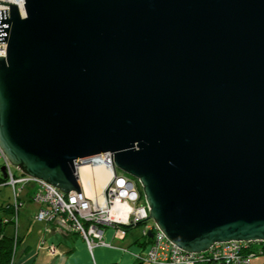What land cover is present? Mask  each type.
I'll return each instance as SVG.
<instances>
[{
  "label": "water",
  "instance_id": "95a60500",
  "mask_svg": "<svg viewBox=\"0 0 264 264\" xmlns=\"http://www.w3.org/2000/svg\"><path fill=\"white\" fill-rule=\"evenodd\" d=\"M6 4V3H4ZM0 10V146L65 193L112 152L178 247L264 242V0Z\"/></svg>",
  "mask_w": 264,
  "mask_h": 264
},
{
  "label": "built area",
  "instance_id": "2783aa9c",
  "mask_svg": "<svg viewBox=\"0 0 264 264\" xmlns=\"http://www.w3.org/2000/svg\"><path fill=\"white\" fill-rule=\"evenodd\" d=\"M9 4L18 5L22 16H25V0H0V10L8 9V18ZM7 47L8 42L0 43V56H6ZM76 168L81 191L65 193L45 180L25 174L20 167L11 163L0 146V187L8 185L12 188L11 206L14 208L16 231L20 210L26 200H31L37 205L34 221L46 223L55 232L80 236L91 253L99 247H116L112 240L106 238V228L113 229V238L124 239L128 234L127 226L143 225L142 240L146 241L149 236L151 241L139 252H132L135 259L143 264H252L256 253L249 249L252 243L260 241L216 243L200 253L186 251L174 244L150 218L139 180L116 167L112 152L79 159ZM93 169H101L106 176L102 178L104 186L101 191L100 180L91 177ZM49 231L48 227L38 243L37 251L59 256L58 244L45 237ZM120 250L131 252L127 248Z\"/></svg>",
  "mask_w": 264,
  "mask_h": 264
},
{
  "label": "crops",
  "instance_id": "0c3cea01",
  "mask_svg": "<svg viewBox=\"0 0 264 264\" xmlns=\"http://www.w3.org/2000/svg\"><path fill=\"white\" fill-rule=\"evenodd\" d=\"M26 202L30 204H34V209H32L30 215L31 218L33 217L35 211L37 210V205L33 203L31 200H26ZM25 202V204H26ZM20 219V218H19ZM33 219V218H32ZM39 223V224H35ZM35 226V227H34ZM34 230H31V228ZM49 226L44 222H36L31 221L30 223L24 224L22 233L23 236H33L34 232V239L38 243L43 236V233ZM19 228H20V221L18 225V236H19ZM50 231L46 233L45 237L53 243L58 244L60 255L59 256H49L45 252H38L34 254V252H30L29 248L31 246L30 242L28 241V245H24L21 250L18 249L19 243L22 241V238H19V243L16 250V256L19 254V261H17L15 257V264H40L39 261L43 262V264H91L90 256L95 257V250H100L104 252L100 259H96V264H137L138 260L135 259L132 252H139L141 250V246L138 244L139 241H142V232L140 233H132V229L128 232L127 236L124 239H117L113 238L114 232L111 228H106V238L108 240H112L113 244L116 246L115 248H105L99 247L94 250L93 253L90 252L86 243L79 240L80 236L76 234H64L55 232V230L51 227ZM44 231V232H43ZM49 233V234H48ZM131 233V234H130ZM45 234V233H44ZM133 236V237H132ZM25 240V238H24ZM23 240V241H24ZM26 241V240H25ZM127 241L126 245H123ZM118 243V244H117ZM120 248H127L130 249L131 252H124L120 250ZM110 249L112 252L106 253V250ZM19 250V251H18ZM81 252V255H80ZM111 253V255H110ZM109 254V255H108ZM90 255V256H89ZM110 256V258H108ZM39 260V261H38ZM94 260V259H93ZM253 264H264V255L257 256L253 260Z\"/></svg>",
  "mask_w": 264,
  "mask_h": 264
},
{
  "label": "rangeland",
  "instance_id": "374dc122",
  "mask_svg": "<svg viewBox=\"0 0 264 264\" xmlns=\"http://www.w3.org/2000/svg\"><path fill=\"white\" fill-rule=\"evenodd\" d=\"M12 201H13V194H12V188L10 187V186H8V185H6V186H2L1 188H0V217H2V218H5L7 215H6V211H5V207L7 206V205H9V204H11L12 203ZM34 204H30L29 202L27 203L26 202V204L21 208V212H20V219H19V221H20V228H19V237L20 238H22V241L19 243V247H18V249L19 250H21V248L25 245H28V241L30 242V244H31V246H30V248H29V251L30 252H34V254H37L38 252H37V242L35 241V239L33 238L34 237V234H35V232H34V234H33V236L31 237H29V236H23L24 234V232L22 233V231H23V226H24V224L26 225L27 223H30V220L32 221H34V219H32L31 218V215H30V213H31V211H32V209H34ZM35 224H39V223H35ZM35 227V226H34ZM50 227V226H49ZM31 230H34V228L32 227L31 228ZM142 230H143V225H140V226H138V227H133V229H132V234L131 235H133L134 233H140V232H142ZM16 230H15V226H14V224H8V225H6V228H5V234L6 235H8V236H13L14 235V232H15ZM44 232V231H43ZM134 232V233H133ZM45 233V232H44ZM44 233H43V235H44ZM49 234V233H48ZM43 237V236H42ZM133 237V236H132ZM24 238H25V240H24ZM24 240V241H23ZM28 240V241H27ZM79 240L80 241H82V242H84V240L80 237L79 238ZM85 243V242H84ZM118 244V243H117ZM127 244V241L123 244V245H126ZM18 250V251H19ZM109 252H112L110 249H108V250H106V253H109ZM104 252H102V251H100V250H95V252H94V254H95V257H96V259L98 260V259H100L101 257H102V254H103ZM80 255H81V252H80ZM109 255V254H108ZM110 255H111V253H110ZM90 256V255H89ZM15 257H16V259H17V261H19V254L16 256L15 255ZM95 257L94 256H90V262H91V264H95ZM108 258H110V256L108 257ZM94 259V260H93ZM39 261V260H38ZM39 263L40 264H43V262L41 261H39Z\"/></svg>",
  "mask_w": 264,
  "mask_h": 264
},
{
  "label": "trees",
  "instance_id": "16d2710c",
  "mask_svg": "<svg viewBox=\"0 0 264 264\" xmlns=\"http://www.w3.org/2000/svg\"><path fill=\"white\" fill-rule=\"evenodd\" d=\"M142 196L144 198L143 191H142ZM11 204L7 205L4 208L7 216L5 218L0 217V264H15V254L20 240L17 231L14 232L13 236H8L5 234L6 225L14 224V220H13L14 208L11 206ZM19 218H20V214H19ZM6 220L8 221L6 222ZM14 226L16 230V225L14 224ZM133 227L134 226H127L126 227L127 232H130L131 229H133ZM150 241L151 238L148 236L146 241L145 240L139 241L138 244L141 247H145V245ZM249 250L256 253V256L252 259V264H253V260L257 256L264 255V242L252 243ZM137 264H143V263L138 261Z\"/></svg>",
  "mask_w": 264,
  "mask_h": 264
},
{
  "label": "bare ground",
  "instance_id": "6f19581e",
  "mask_svg": "<svg viewBox=\"0 0 264 264\" xmlns=\"http://www.w3.org/2000/svg\"><path fill=\"white\" fill-rule=\"evenodd\" d=\"M85 169L84 170H87V167H84ZM91 177L93 178V180L96 178V180H100V182H98L99 184V191L102 190L104 184L103 181H102V178L105 179V174H103V171L101 169H93L92 172H91ZM92 181V180H91ZM88 192L91 196H93V192L90 191V188H88Z\"/></svg>",
  "mask_w": 264,
  "mask_h": 264
}]
</instances>
